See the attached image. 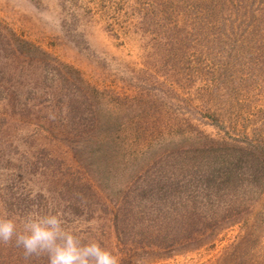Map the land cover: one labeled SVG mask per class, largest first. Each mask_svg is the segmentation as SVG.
Returning a JSON list of instances; mask_svg holds the SVG:
<instances>
[{"label": "rangeland", "instance_id": "1", "mask_svg": "<svg viewBox=\"0 0 264 264\" xmlns=\"http://www.w3.org/2000/svg\"><path fill=\"white\" fill-rule=\"evenodd\" d=\"M14 87L20 97L8 109L3 102ZM34 87H47L54 102L66 93L54 113L68 116L69 128L82 116L88 125L82 113L93 106L107 139L136 118L149 129L168 122V152L203 163L209 147L253 143L264 160V0H0V215L21 208L9 202L14 189L36 203L50 197L64 226L112 250L119 264H264V191L245 207L231 203L233 216L215 230L193 232L180 214L153 227L143 215L123 224L119 237L103 204L133 185L132 170L143 158L115 139L96 145L89 137L83 146L42 141L26 108L43 105ZM96 91L127 100L114 107ZM73 92L91 98L80 97L78 106ZM45 114L53 116L49 108ZM82 192L92 198L88 210L77 201ZM198 201L209 211V198ZM10 253L0 252L4 259Z\"/></svg>", "mask_w": 264, "mask_h": 264}, {"label": "trees", "instance_id": "2", "mask_svg": "<svg viewBox=\"0 0 264 264\" xmlns=\"http://www.w3.org/2000/svg\"><path fill=\"white\" fill-rule=\"evenodd\" d=\"M59 71L57 70L55 74H58ZM11 90L10 97L6 98L3 102L5 106H8V109L12 107V99L20 97L13 96L16 92V87ZM77 91L80 90L78 89ZM30 92H33L34 99L43 101V105L40 104V101V103L35 102L26 107L27 110L29 109L28 112L31 113L32 121H36L35 124L39 128V130H35L33 133L40 135L42 141H46L52 145L63 146L69 143L75 144L74 146L80 144L83 146L89 144L86 141L89 137L92 143L95 142L96 145L105 142L104 139L106 141L108 139H115L123 142L129 150L133 148L132 154H135V158H139L140 155L143 158L142 164L134 166L132 170L133 176H131L132 179L130 181H132L133 185L129 187L130 184H127L125 186L126 192H122L118 199L112 201L113 205L108 203L107 200L103 204L105 208L110 207L114 229L116 233H119V237L121 235L122 237L125 236L123 224H127L129 220L133 221L136 216L137 219L139 217L140 219H144L143 215L148 217L143 221L148 225H153V227L157 226L159 222L166 226V222L163 220L180 214V217L183 216V219H188L184 223H188L192 230L197 227L198 229L209 228V230H215L220 226L221 222L228 221L233 216L235 209L230 206L231 203H234V207H245L250 198H254L257 194H261L264 191V160L263 157L258 155V145L255 146V144L251 143L249 149L242 147H209V160L207 159L203 163L197 162L199 160L196 155H190V153L179 155L178 152H168L167 146L166 148L164 147L167 140H170V142L173 140L170 137V134L173 133L172 131L167 134L163 133L167 130L174 131V128L168 122L164 128L149 129L136 118L137 122L132 121L135 126L124 122L118 127L119 129L114 130V138L112 139V135H110L107 139L108 136L104 132H99L98 127L100 124H98L97 111L94 110L93 106L86 107V111L82 113V115L86 113L89 115L88 125H83L85 120L82 116L80 122L78 120L77 123H72L74 127L69 128L67 121L70 118L67 116L62 119L59 114L54 113L55 108L65 105L62 99L66 97V93L64 96H60V101L54 102L48 93L47 87L45 89L34 87ZM73 93L70 94V99H74L73 102H76V105L79 106L81 104L80 97L83 94L79 97V94ZM94 94L95 96L100 94L97 97L101 98L100 101L104 100V102L110 103L109 105H113L114 107L121 104V108L122 104H124L123 100L125 102L127 100L125 97L121 101H118L117 97H113L115 94L110 91H103L102 93L96 91ZM90 98L87 94L85 101H89L88 99ZM21 105L18 103L16 106L18 111L24 108ZM82 107L85 108L84 105ZM48 108L51 110V114H53L52 118L47 117V114H45ZM58 110L60 112L61 108L58 107ZM80 110L81 108L79 107V112ZM108 111L110 110L108 109ZM112 113L114 112L110 114ZM32 121H28V125ZM40 121L43 124L39 123ZM132 125L137 128L136 131H134ZM118 132L120 133L117 134ZM157 147L161 148V152H151L150 148ZM9 193V202L17 204L21 208H14V205H11V209L10 207L6 209L7 213L5 216L15 221L18 220V223L19 219L24 220L30 212L34 214H47L49 211H52L60 213L59 216L63 219V214L56 211L58 204L53 202V205L50 197L45 199L42 195L44 200L36 203L26 196L23 197L21 194L16 193L14 189H10ZM83 193H81L80 199H77V201H80L79 206L82 210H88L92 205L89 203L92 201V198L87 201ZM93 193V198L99 201L100 194L96 191ZM201 198H206V202L209 198V211L203 212L201 205H195L199 203L198 200ZM28 200L29 202H27ZM200 202L202 203V201ZM99 203L96 202L97 205ZM193 219L195 223L189 222ZM208 223L209 227L207 226ZM21 224L19 223L18 226ZM192 224H195V227ZM183 227L184 225L181 227V230ZM14 249L16 250L13 253ZM6 251L9 253L11 251V253L5 259L0 254V262L2 264H5L4 261L9 258L19 261V264H48L46 256L25 259L22 248H13L10 244L5 245L0 243V252Z\"/></svg>", "mask_w": 264, "mask_h": 264}, {"label": "clouds", "instance_id": "3", "mask_svg": "<svg viewBox=\"0 0 264 264\" xmlns=\"http://www.w3.org/2000/svg\"><path fill=\"white\" fill-rule=\"evenodd\" d=\"M14 242L25 259L46 256L48 264H119L112 250L92 239L84 242L66 228L59 214L28 213L22 224L0 215V243Z\"/></svg>", "mask_w": 264, "mask_h": 264}]
</instances>
